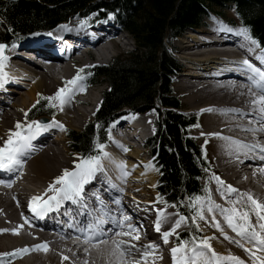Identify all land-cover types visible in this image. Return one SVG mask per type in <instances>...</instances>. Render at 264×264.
I'll return each mask as SVG.
<instances>
[{
	"label": "bare ground",
	"instance_id": "bare-ground-1",
	"mask_svg": "<svg viewBox=\"0 0 264 264\" xmlns=\"http://www.w3.org/2000/svg\"><path fill=\"white\" fill-rule=\"evenodd\" d=\"M87 18L72 19L68 23H66L67 21L63 22L66 24L62 26L66 33V42L72 45L75 43L74 46H76L75 49L79 58L74 59L71 57L72 55H69V57L63 58L61 63H55L58 61H51L48 58L51 55L50 51L55 46H64L65 44L63 40L58 42L62 33L61 29H56L51 36L42 38L33 35L31 38H27L26 40L29 42L27 45L30 47L25 45L26 41L20 45L23 50L36 49L41 58H44L43 64L36 62L37 65H33L31 62L19 61V58H25V56L19 54L14 47L8 49L4 69L7 77L3 83H0V147L8 139L10 131L16 130L15 125L19 122L17 115L20 110H28L39 93L53 94L59 84V78L61 82L71 80L74 77L71 75L74 65L84 62V57L104 60L112 47L118 46L119 41L123 38L119 33L123 35L124 31L116 26L111 17L100 22H93L92 18ZM215 20L219 19L215 18ZM221 22L231 29L239 30L223 21ZM208 27L209 25L202 31L195 30L185 32L182 35L187 36L185 39L189 42L181 43L182 45L177 50H180L179 54L181 55L179 57L188 61L189 72L182 73L179 82H187V84H183L184 87L182 86L183 90L187 89V104L191 108H199L200 113L197 112L198 115L202 116L203 112L206 116L205 134L202 136L206 140L211 139L210 144L214 142L220 144L215 155V169L221 175L220 178L224 181L225 186L231 185L238 190L237 193L231 194L230 198L237 201L232 204L217 191V184L215 183L214 189H212L214 204L219 205L220 208L235 207L246 210L244 202L247 197L244 196L237 200L240 193H250L258 202L264 203V171H262L264 169V156L261 155H264V152L260 151L264 148L257 144L256 136L252 134L257 132L260 135L258 139H264V124L256 121L258 113L254 111V106L250 102L254 98L250 91L256 93L257 89L248 82L247 76L238 70L237 62L247 58L254 66L264 68V63L257 59L264 48L256 51L257 46L250 45V42L246 41L243 35L237 34L236 31H227L222 28L219 30L216 27L211 32H207L205 30ZM84 28L88 29L83 30ZM90 30L91 32H89ZM70 38L73 40L68 41ZM78 40H84V42ZM57 42L58 44H56ZM69 44V47L74 48ZM125 44L123 41L122 45ZM57 47H59L58 50L62 49L60 46ZM249 47H252L253 51L250 52ZM180 73L177 72V75ZM188 80L191 81L188 82ZM12 93L17 94V96L9 95ZM75 93L71 95V101L62 108L61 114L58 115L59 118L55 122L53 120L54 123L50 122L44 124L41 129L33 130L35 134L30 141L31 146L20 157L22 163L16 169L15 175L17 176L9 179V177L0 174V251L6 254L10 253L8 256L11 258H19L20 260L16 261V264H169L168 261L172 262L170 248H166V252L161 251L165 250L162 232L169 230L171 224L178 218L177 212L161 209L168 215V222L162 226L158 237H152L154 241L151 244L157 247L154 250L149 249V255L147 254L143 261H141L139 252L144 253L145 246L150 244L149 241L144 243L140 237L133 239L132 237L136 235V232L124 234L127 232L126 225H133L131 218H135V216H139L138 218L142 219L143 223L141 227L134 224L137 231L138 228H142V232L147 234L148 231L154 229L152 227L157 218V207L154 206L157 202L153 198L150 199L146 192L155 188V181L152 179L151 172L138 167L143 165L142 162L135 163L138 161L140 153L137 150L128 151V146L120 143L119 138H115L111 133L123 135V133L116 131V128L124 127L125 130L128 129L131 134L139 138V132H147L151 126V117L148 112L137 116L134 120L125 118V114L119 115L111 132L108 133V129L106 130L104 145L106 146L107 140L110 141V146L105 148L109 157L103 158L101 170L84 184L83 196L78 203L66 200L84 206H87L86 201L91 204L99 201L101 204L98 202V205H101L102 207H100L103 209L106 198L108 196L112 198V203L108 209L110 216L114 217L115 220L113 231L114 233L119 231L123 235V239L132 243V245L121 243V251L124 252L123 256L118 255L121 258L116 255L120 253L119 251L118 253L110 249L96 251L93 250V245L86 246L88 243L85 240L72 241L66 236L57 239V237L50 235L46 228L34 225L24 216V209H26L31 198L35 196L46 197L47 199L53 192L49 190V187L45 189L42 187L51 183L57 178V175L68 167L70 157H64L63 151L60 148H55L59 146V135L64 136L66 128L79 129L93 114L85 109V107L91 106V100L88 98L79 100ZM231 109L236 111H220ZM128 110L125 109L122 112L125 113ZM60 125H63V128ZM248 129L256 130L249 131ZM245 132L251 134V137L242 134ZM224 138H228V140ZM205 139L202 141H206ZM229 140L255 147L252 151L238 149L235 145H231ZM72 157L77 163L79 157L77 158L75 154H72ZM118 164H122L123 169L117 167ZM139 186L141 190L138 189ZM138 191H140L138 197L141 195L139 198H143L141 201L133 198L131 194H136ZM143 195L148 197L144 198ZM82 201L84 202L82 203ZM247 202L251 207L250 202L248 200ZM58 205L55 206L56 210ZM64 215L71 218L70 214ZM121 217L126 218L123 229L118 225ZM220 219L222 232L215 229L213 239H210L213 250L224 256L232 254L244 264H253L252 259L244 249L256 248H253L251 244L242 242V240L240 241L244 247H239L236 243L230 242V240H238L232 237L233 233L231 235L229 231H234L222 216L219 217ZM46 221L53 224L50 218H47ZM257 232L259 231L257 230ZM113 234L111 241H115ZM115 236L120 237L119 234H115ZM147 236L150 238L151 235L148 234ZM225 237L230 238V240ZM45 243L46 250L36 247ZM104 243L108 245L107 241ZM256 250L253 252H257ZM127 255H131L132 258L127 257ZM261 256H264V253L260 252L258 257Z\"/></svg>",
	"mask_w": 264,
	"mask_h": 264
},
{
	"label": "trees",
	"instance_id": "trees-1",
	"mask_svg": "<svg viewBox=\"0 0 264 264\" xmlns=\"http://www.w3.org/2000/svg\"><path fill=\"white\" fill-rule=\"evenodd\" d=\"M226 12L230 17L226 18ZM76 16L111 17L131 37L135 52L114 58L107 66L83 69L86 84L103 81L107 87L94 121L81 132H67L70 148L80 156L96 155L94 141L105 143L110 122L122 110L156 111L155 131L146 141L158 171L156 190L163 202L174 204L177 213L187 218L188 230L177 235V244L180 239L190 241L193 234L202 238L192 222L189 204L194 203V196H208L204 190L209 187L207 174L212 168L203 145L191 137L199 120L182 112L173 91L172 79L181 65L172 56L168 41L207 28L208 20L215 17L235 29H247L264 48V0H0V43L9 47ZM38 100L28 113L29 122L56 114L46 99Z\"/></svg>",
	"mask_w": 264,
	"mask_h": 264
},
{
	"label": "snow or ice",
	"instance_id": "snow-or-ice-1",
	"mask_svg": "<svg viewBox=\"0 0 264 264\" xmlns=\"http://www.w3.org/2000/svg\"><path fill=\"white\" fill-rule=\"evenodd\" d=\"M215 20V17H213ZM220 24L222 29L227 31H236L237 34L243 35L246 41L250 42L252 46H259L257 41L253 39L247 32V29L241 28L239 30H234L224 25L222 22L217 21ZM33 35H40V33H35ZM46 35L51 36L52 33H46ZM15 45H13L14 47ZM8 47L4 43H0V83H3L7 77L5 69V61L7 59L5 55V49ZM249 51H253L252 47H249ZM257 59L261 60L264 63V51H262ZM238 70L244 73L247 76L248 82L257 89L256 93L250 94L254 97L250 102L254 106V111L258 113L256 116V121L264 124V68L256 67L249 59L245 58L242 61L237 62ZM81 72L83 70H80ZM83 77L78 74L74 76L71 80L65 81V86L59 88L53 96L47 97L49 106L51 107H62L66 101L71 97L72 94L80 87V81ZM39 95V94H38ZM39 103V100L37 101ZM211 110V109H209ZM220 111H236L235 109L231 110H220ZM27 117V113H25ZM45 122L31 121L26 125H21L20 122H17L15 125L16 131H10L8 139L4 142V145L0 147V170L12 171L17 169L18 166L22 163L20 157L25 153V151L31 146L30 141L35 134L33 131V125L35 129H41L44 126ZM63 128V125H60ZM249 131H255L256 129H248ZM228 140V138H224ZM231 145H235L238 149H246L247 151H252L255 146L242 144L239 141L229 140ZM95 148L97 149V155H89L87 157L80 156L79 162L74 163V169L69 171L64 170L62 176L57 177L50 185L49 190L53 192L52 196H49L47 199L42 200L41 197H32L29 202V210L37 217L46 214L52 207L53 202L57 205L64 200H72L74 202H79L82 199L84 184L89 182L95 174L101 170V160L103 158L109 157V153L104 151L105 145L94 141ZM126 150V149H125ZM261 152H264V149H260ZM117 167L123 169L122 164H118ZM207 171V169H206ZM264 171V169H262ZM126 174V173H125ZM212 179L217 184V191L228 200L230 203L235 204L237 201L232 200L231 194L237 193L238 190L233 188L231 185L225 186L224 181L219 176H212ZM59 184L60 187H54V185ZM208 192L207 187L204 190ZM246 196L247 200L250 202L251 211L255 213L257 222L259 224L260 232H257L256 226L253 225L250 220V212L247 210H238L235 207L233 208H220L219 205H215L214 202L210 199V196H194V203H190L189 207L193 210V219L192 222L197 224V230H199V225L197 222V217L199 220H206L204 216V210L207 209L209 214H213V219L210 222L211 226L217 228L222 232L220 224L216 222L214 212L219 211L220 215L223 217L224 221L228 226L241 238L244 243L251 244L253 248L258 249L260 252L264 253V203L258 202L250 193H240L237 197V200ZM99 200V197H97ZM168 204V201L164 202ZM173 206H175L173 204ZM91 215V213H89ZM125 219L121 217L118 221V225L121 229L125 227ZM187 218L184 215H179L178 218L171 224L169 230L162 232V239L164 243H167L169 237L175 232V229L180 227L181 224ZM168 222V215L161 209H157V218L154 224V229L157 232H161L162 226ZM103 223V220L100 218L94 217L88 225V229L95 231L100 224ZM127 232L124 234L128 235L132 232H136V235L133 236V239L139 238V233L136 226L127 224ZM229 239L228 237H225ZM88 242H92L88 240ZM210 238H197L193 234V238L189 240L180 239L179 243L170 249L172 262L173 264H244L238 257L229 254L227 256L218 254L213 250L209 243ZM96 242H99V238H95ZM236 243L239 247H244V244L241 241H231ZM116 250L120 252V256L124 255V252L121 251V242L115 241ZM37 248H44L46 250V243L36 246ZM134 247V246H132ZM157 246L154 244H149L145 246L144 254H148L149 249H155ZM245 252L252 259L253 264H264V256L257 257L252 251V248H245ZM6 255V254H4ZM66 259V258H65Z\"/></svg>",
	"mask_w": 264,
	"mask_h": 264
},
{
	"label": "rangeland",
	"instance_id": "rangeland-1",
	"mask_svg": "<svg viewBox=\"0 0 264 264\" xmlns=\"http://www.w3.org/2000/svg\"><path fill=\"white\" fill-rule=\"evenodd\" d=\"M40 1L38 0V2H40ZM230 15L231 14L228 12L226 18L230 17ZM79 17H81V16H79ZM79 17L77 16V18H79ZM88 18L90 19V18H92V16L91 17H88ZM72 19H76V18L74 17ZM208 21H210L209 24H208L209 27L205 31L211 32L216 27H218L219 30H222L221 27H220V24L217 23V21H219V20H213V17H212ZM219 22H221V21H219ZM1 32H2V30H1V27H0V33ZM125 36H126L125 39H123L124 37L121 38V41H119L118 46L116 45V46H113L114 48L112 47L111 51L106 55V57H105L104 60H99L97 58L93 59V57L92 58L90 57V59H89V57L86 56V57H84V59H85L84 62H82L80 64L78 63V66H76L77 64L74 65L75 67H73V68H76V69H75V71L72 69V74L71 75L73 76L74 73L78 72V70L79 71L82 70L83 68H91V67H94V66H102V65L103 66H107V65H109L113 61L114 58L116 59L117 57H120V56H123L124 57V56H126L128 54L134 53L135 52V45H134L131 37L128 36L127 34ZM186 37L187 36L184 35V36L180 37V39L174 40L172 43H171V41H168V45H170V47H168V48L172 52V56L176 59V61L178 62V65H181V67H180V72H181L180 75H177V73H176L174 75V78L172 79V81H173V91H174L175 95L179 98V101L181 103L182 112L184 114L188 115V116L196 117L199 120V127H198V129L191 131V137H192V139L194 141L197 142V144L203 145V150H204V152L206 154L207 159L210 162V165H211V168L212 169L207 174L208 180L210 181L209 182V187H208V196H210V199L213 201L214 198L212 196V194H213L212 193L213 192L212 189H214L213 187H214V184L216 182L212 179V176L215 175V176L221 177V175L218 174L219 172L215 169V155H216V152H217L218 147H219L220 144L219 143H215V142L212 143V144H210V142L212 140L211 139L210 140L209 139L206 140L202 136V135L205 134V132H204L205 123L204 122L206 121V116H205V114L203 112H202V114H203L202 116L200 114L198 115L197 112L200 113L199 108H191L187 104V102H186L187 89L186 88H185L186 90H183L182 89V86L184 87V85L187 84V82H184V83L179 82V81H181L180 80L181 79V74L182 73H185V72H189L188 65H187L188 64V61L187 60H182L179 57L181 55V54H179L180 53V50L179 51L177 50V48L180 45H182L181 43H184L185 44L187 42V39H185ZM123 41L126 43L125 45H122ZM120 42H122V43H120ZM113 45H115V44H113ZM256 51H258V50L256 49ZM76 58H79V56H77ZM187 79H189V78H187ZM189 81H191V80H188V82ZM64 86H65L64 83L63 84L62 83L61 84L59 83L57 85V88H56L55 92L59 88L64 87ZM92 86H93V88H89V89L86 90V88L80 83V87L76 89V91L78 90L77 91L78 93H76L75 96L79 100H81L83 98H86V99L88 98L89 100H91V106L85 107V109L87 111H90V114L91 113H93V114L90 117H88V121H86L85 123H83L82 124L83 126L81 125L79 129H76L75 130L73 128H66V130H65L66 133H64L65 135L64 136L59 135V137H58L59 138L58 140H60L59 146L55 147L56 149L57 148H60L63 151V154L65 155L64 157H67V156L70 157L69 158V164H68V167H67V170H69V171H72L74 169V163L75 162H74V159L72 157V154H75L77 156V158L80 155H78L77 153H75L74 151H72V149L70 148L69 140H68V137H67L68 136L67 135V132L69 130L75 131V132H81V131H83L85 129V126L88 125L89 122L92 123L94 121L93 119L95 118L96 114L99 112V109H100L101 104H102L103 93H104V91H105V89L107 87L103 81H100L97 84H94ZM80 91L82 93H79ZM55 92L53 94H51V95L50 94H46V93H39V95H37L35 97L34 103L31 105V107L28 110H26V111L24 109L20 110V113H18V115H17V119L21 123V125H26V124L30 123L28 121V113L36 105V103H37V101H38L39 98L47 99V97L53 96L55 94ZM22 94H24V93L22 92ZM9 95L17 96V94H14V93L9 94ZM70 101H71V97L66 101V103H69ZM64 105L62 107H60V106L52 107V108H54V110H55V112L57 114L54 119L53 118L52 119H49V118H43V117H41V118H39V119H37L35 121H38L39 122L40 120H44L46 122H53V120H54V122H55V120H57L59 118L58 115L61 114V112H62L61 110H63L62 108L64 107ZM25 113H27V117L25 116ZM148 113L150 114V117H151V126H149L148 132L145 131V135H148L150 133L151 135L149 137H151L154 134V131H155L154 122L157 119L156 118L157 117V112L152 110V111H149ZM136 117H137V115H135L133 118L135 119ZM34 129H35V125H33V130ZM111 130H112V127L110 128V130L108 129V133H110ZM237 132L240 133L239 131H237ZM242 134H244V133H242ZM200 136H201V138H200ZM202 139H205L207 142L206 141H202ZM137 144L139 145V143H137ZM109 146H110V141L107 140V144H106L105 148H108ZM105 148H104V151H106ZM109 149H111V148H109ZM127 150L128 151L130 150L131 152L137 150L140 153V156L138 157V161H136L135 163L137 164L139 162H142L143 165L142 166L139 165L138 167H140L142 169H145V170H148L149 172L152 173V176L154 177V178L152 177V179H153V181H155V185H154L155 188H153L152 190L146 192V195H148L150 199L153 198V200L157 202L156 206H154V207H157V209H164V210H167V211L175 212V209H174L173 206L165 204L163 202V200L159 197V194H158V192L156 190V187H157V179H158V171L154 168L153 164L151 163V160H150L149 155H148L149 154L148 150L146 148H141L140 146H138V148H134V149H129L128 148ZM78 162H79V159H77V163ZM102 162H103V159L101 160V163ZM104 170H107V169H104ZM63 173H64V171L62 173H60L59 175H57V177L62 176ZM131 174L133 175V172ZM54 180H52L51 183ZM51 183H47L44 187H42V189H45V188L49 187V185ZM122 189H123V186H122ZM138 189L141 190V187L139 186ZM139 192L140 191H138L136 194L135 193H131V194H132L133 198H136V199H138V200L141 201V200H143V198L142 199L139 198L141 195L138 197ZM129 194H130V192H129ZM146 195H143L144 198H147L148 197V196L146 197ZM244 205H246V210L250 212L249 220L253 224H255L256 230H258L260 232L259 224L257 222L256 215H255L254 212L251 211V207L249 206L247 200L244 202ZM238 210H243V209H238ZM203 214H204L206 220H199V218L197 217V222H198V225H199L198 232L201 233L202 238H204V237H208L209 238L210 237V239H213V234L217 230V228L211 226V223H210L212 221V219H213V214H209L207 212V209L206 208H205ZM214 216H215L216 222H218L220 224V227H221L222 226L221 225L222 222H221V219L219 220V217H221L219 211H215L214 212ZM196 226H197V224H196ZM185 230L186 231L188 230V224H187L186 220L181 224L180 227L176 228L175 233H173V235L171 236V239H169L168 243L174 244V246H176L177 245V244L175 245V238H176V236L180 232H183ZM225 230L228 231V229H225ZM229 232H230L231 235L233 233L232 237L235 240H239V241L241 240V238L238 235H236L234 232H232V231H229ZM262 234H264V233H262ZM209 243H210V245L212 247L213 246L212 240H209ZM124 244H127V245L128 244L129 245L131 244L132 245V243L130 241L129 242L128 241H126V242L123 241V245ZM114 247H115V249H114ZM93 248H94L93 250H96V251L97 250H100V249L101 250H108V249H110L111 251H114V252H117L118 253V251L116 250V244L114 245L113 242H108V245L106 243L101 244L100 246L97 245V246H94ZM97 248H99V249H97ZM166 248L168 249L170 247L167 246ZM167 249L161 250V251L162 252H166ZM253 250L255 251L256 249H252V251ZM256 251L257 252H254V253L258 257V255L260 254V251H258V250H256ZM139 253H140V256L147 257V255L145 256V254L143 252H139ZM4 254H6V253L0 251V264H16L15 262L18 261V260H20L19 258H11V257H9L8 255L10 253L9 254H6V255H4ZM116 255L118 256V255H120V253H118ZM148 255H149V253H148ZM129 256L132 258L131 255H127V257H129ZM118 257L121 258L120 256H118ZM133 258H135V257H133ZM168 263L169 264H172L173 262L168 261Z\"/></svg>",
	"mask_w": 264,
	"mask_h": 264
},
{
	"label": "water",
	"instance_id": "water-1",
	"mask_svg": "<svg viewBox=\"0 0 264 264\" xmlns=\"http://www.w3.org/2000/svg\"><path fill=\"white\" fill-rule=\"evenodd\" d=\"M41 32H45V30L44 31L39 30V33H41ZM5 55H6V52H5ZM39 122H45V121L44 120H40Z\"/></svg>",
	"mask_w": 264,
	"mask_h": 264
}]
</instances>
